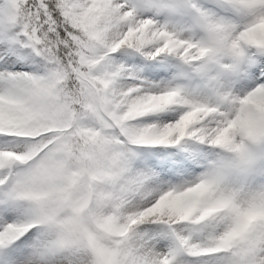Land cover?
<instances>
[{
  "label": "snow or ice",
  "instance_id": "6c2138e0",
  "mask_svg": "<svg viewBox=\"0 0 264 264\" xmlns=\"http://www.w3.org/2000/svg\"><path fill=\"white\" fill-rule=\"evenodd\" d=\"M151 7L0 0V264H264V0Z\"/></svg>",
  "mask_w": 264,
  "mask_h": 264
},
{
  "label": "rangeland",
  "instance_id": "374dc122",
  "mask_svg": "<svg viewBox=\"0 0 264 264\" xmlns=\"http://www.w3.org/2000/svg\"><path fill=\"white\" fill-rule=\"evenodd\" d=\"M167 2H169V1H167ZM134 3L139 5L138 11H139L140 15H142V16L154 15L155 9L153 7H151V5L154 4L153 1H151V0H135Z\"/></svg>",
  "mask_w": 264,
  "mask_h": 264
}]
</instances>
